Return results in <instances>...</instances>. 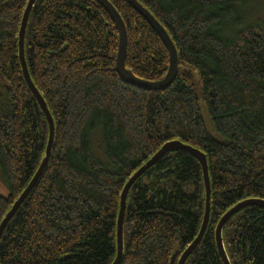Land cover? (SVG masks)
<instances>
[{"label":"trees","instance_id":"trees-1","mask_svg":"<svg viewBox=\"0 0 264 264\" xmlns=\"http://www.w3.org/2000/svg\"><path fill=\"white\" fill-rule=\"evenodd\" d=\"M27 1L0 0V174L8 188L0 194V222L48 138L18 58ZM108 1L126 27L125 68L145 81L163 78L169 55L162 38L125 0ZM137 1L177 52V74L162 90L136 87L117 73V28L98 2L36 0L25 60L53 117L54 142L1 235L0 264H111L125 182L174 139L204 152L211 188L205 233L184 264H223L214 238L219 218L241 200H264V22L247 25L240 16L250 0ZM96 129L105 163L92 149ZM204 206L199 161L184 150L166 154L128 191L120 264H169L197 236ZM222 241L230 264H264V209L234 214Z\"/></svg>","mask_w":264,"mask_h":264},{"label":"water","instance_id":"water-1","mask_svg":"<svg viewBox=\"0 0 264 264\" xmlns=\"http://www.w3.org/2000/svg\"><path fill=\"white\" fill-rule=\"evenodd\" d=\"M98 2L104 10L109 14V16L112 18V20L115 23V26L117 28L118 32V46H117V53L115 57V69L117 73L120 75V77L127 83L134 85L139 88L147 89V90H162L168 87L174 80L177 71H178V59H177V52L175 49V46L173 44L172 39L170 38L167 31L163 28V26L156 20V18L137 0H125L132 8H134L145 20L146 22L158 33V35L162 38L164 44L167 47L168 55H169V62H168V69L165 74V76L159 80L156 81H145L142 79L137 78L133 75V73L125 68V57H126V49H127V33H126V27L125 24L119 15V13L116 11L114 6L108 1V0H95ZM36 0H28L27 5L23 11L22 19L20 23V28L18 31V58L21 65V71L24 78V81L35 97L42 113L45 116V119L47 121L48 125V138L45 145V149L43 152V155L41 157V160L39 162V165L30 179L27 186L24 188L22 193L19 195V197L14 201V203L11 205L10 209L5 213L4 217L2 218L0 222V238L1 235L10 221V219L13 217V215L16 213L20 205L23 203V201L26 199V197L31 192L32 188L36 184L38 178L43 173L50 154L53 147L54 142V133H55V127H54V121L53 117L47 107V104L42 96V94L39 92V90L36 88L35 84L33 83L25 60V52H24V36L26 31V26L28 24V18L29 14L35 4ZM177 150H184L191 155H193L200 163L202 168V178H203V185H204V199H205V206H204V213L202 222L200 225L199 232L197 236L194 238V240L180 253L178 256L177 251L172 255L170 263L173 264L176 260V264H184L188 256L191 254V252L198 246L200 243L209 219V213H210V197H211V188H210V180H209V174H208V167H207V160L206 155L201 150L188 145L179 139L170 140L165 142L158 151H156L145 163H143L135 172H133L127 181L124 184V187L122 189V192L120 194V204H119V211L117 215L116 220V255L114 257V260L111 264H120L123 250H124V242H123V220H124V213H125V206H126V199L128 195V191L132 184L146 171L148 170L153 164H155L159 159L164 157L166 154L170 152H174ZM248 206H256L259 208L264 209V200L260 198H247L244 200H241L231 206L228 210L225 211V213L219 218L216 226H215V244L218 250V253L223 261V264H230L224 245L222 241V229L226 222L238 211L241 209H244Z\"/></svg>","mask_w":264,"mask_h":264},{"label":"rangeland","instance_id":"rangeland-1","mask_svg":"<svg viewBox=\"0 0 264 264\" xmlns=\"http://www.w3.org/2000/svg\"><path fill=\"white\" fill-rule=\"evenodd\" d=\"M240 16L244 18V22H246L247 25H252V24H258L264 22V0H250L249 3L247 4L246 8L241 10ZM202 115L205 121V126L207 130L210 132V134L215 137L219 138V135L215 131L212 121L207 114V111L205 109V106L202 105L201 107ZM90 141L92 145L93 152L97 159L101 163H105V155L103 154V150L101 147V138H100V132L98 129L93 131L90 135ZM104 156V157H103ZM105 160V161H102ZM0 194L2 195H7L8 194V188L5 186L1 174H0Z\"/></svg>","mask_w":264,"mask_h":264},{"label":"bare ground","instance_id":"bare-ground-1","mask_svg":"<svg viewBox=\"0 0 264 264\" xmlns=\"http://www.w3.org/2000/svg\"><path fill=\"white\" fill-rule=\"evenodd\" d=\"M174 140H175V139H174ZM153 165H154V164H153ZM153 165H152V166H153Z\"/></svg>","mask_w":264,"mask_h":264}]
</instances>
